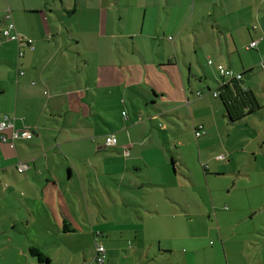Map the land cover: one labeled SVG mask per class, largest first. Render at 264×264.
Wrapping results in <instances>:
<instances>
[{"label": "crops", "instance_id": "crops-1", "mask_svg": "<svg viewBox=\"0 0 264 264\" xmlns=\"http://www.w3.org/2000/svg\"><path fill=\"white\" fill-rule=\"evenodd\" d=\"M263 65L264 0H0V264H264Z\"/></svg>", "mask_w": 264, "mask_h": 264}, {"label": "built area", "instance_id": "built-area-1", "mask_svg": "<svg viewBox=\"0 0 264 264\" xmlns=\"http://www.w3.org/2000/svg\"><path fill=\"white\" fill-rule=\"evenodd\" d=\"M6 20L8 22L7 28L1 31V35L5 38H16L18 40H21L19 34L17 32H14L16 30V27H15V24L12 20V16L10 13L6 15ZM256 44H257V42L254 41L250 44V47H255ZM20 55L22 56L23 53L20 52ZM212 63L213 62L211 60H209V64H212ZM263 67H264V65H263ZM217 69H218V73L220 74V76L223 80V82H222L223 85H227L231 81H239L243 78L242 74L235 73L233 70L226 68L224 65H219L217 67ZM21 73H23V72H21ZM197 95L200 96V95H202V93L197 92ZM213 96L218 97L219 92L214 91ZM12 126H13L12 119L9 118L8 116H6L2 121H0V134ZM33 134H34L33 130H31L30 128H24V130L21 132L15 131L12 135V139H17V138L30 139V138H32ZM196 136L197 137L201 136V133L197 132ZM1 140L3 142H6L7 138L5 136H2ZM106 145L110 146V147L116 146L117 145V138L114 135L107 136L106 137ZM224 158H226L225 155L218 157V159H220V160H223ZM0 167H1V162H0ZM24 168L25 167L23 165H19V171L20 172H22L24 170ZM1 179H2V176H1V172H0V181H1ZM94 259L98 264H104L105 248L103 245L97 244V253H96Z\"/></svg>", "mask_w": 264, "mask_h": 264}, {"label": "trees", "instance_id": "trees-1", "mask_svg": "<svg viewBox=\"0 0 264 264\" xmlns=\"http://www.w3.org/2000/svg\"><path fill=\"white\" fill-rule=\"evenodd\" d=\"M242 79L239 81H231L227 85L221 84V87H223L221 89L223 90H227L230 87V90H227L229 95L228 97H226L223 95L222 92H219L218 96L225 104L227 115L233 122H236L237 120L244 117L245 113L240 112V110H242L243 108L246 112L249 113H253L256 109L260 108L255 98V95L243 86ZM31 252L32 254L39 257L41 260H48L45 255L40 252L37 248H32Z\"/></svg>", "mask_w": 264, "mask_h": 264}, {"label": "rangeland", "instance_id": "rangeland-1", "mask_svg": "<svg viewBox=\"0 0 264 264\" xmlns=\"http://www.w3.org/2000/svg\"><path fill=\"white\" fill-rule=\"evenodd\" d=\"M169 40H172V36L169 38ZM219 75V74H218ZM219 78L221 79V76L219 75ZM201 89V88H200ZM199 91H204V89L203 90H199ZM241 122H244V121H242V120H240V121H237V122H235V123H229V125H228V130H229V132H231V134L233 135V136H235V135H238V134H240V136H243V137H249V135L248 134H251V133H253L254 132V130L252 129V127H248L247 128V130H244V131H242V133H240L239 132V130H240V128L241 129H243L244 127L243 126H241V125H238V124H240ZM255 144V143H254ZM255 147V145H253V148ZM224 153H226V152H224ZM235 168H237V166L235 167ZM238 169V168H237ZM228 181H230V186H232V190H238V189H240L241 187H242V183L240 182H237V184L236 185H238V186H236L235 184L233 185V180H228ZM223 182H225V181H223ZM226 183H229V182H227L226 181ZM220 184V182H217L216 183V185H217V187H218V185ZM244 185H246V184H244ZM247 187L248 186H251L252 187V185H246ZM234 188H236V189H234ZM213 190H214V188H212ZM249 190H251V191H256V190H254V188H249ZM250 192V191H249ZM251 193V192H250ZM162 233V232H161ZM151 234V233H150ZM256 247L258 248V250L256 251V253H260L261 255H262V257L264 258V242H263V240H261L260 241V244H258V245H256ZM254 258H255V256H253Z\"/></svg>", "mask_w": 264, "mask_h": 264}]
</instances>
